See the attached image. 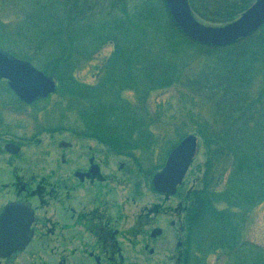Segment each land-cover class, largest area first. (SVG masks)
Listing matches in <instances>:
<instances>
[{
	"label": "trees",
	"instance_id": "16d2710c",
	"mask_svg": "<svg viewBox=\"0 0 264 264\" xmlns=\"http://www.w3.org/2000/svg\"><path fill=\"white\" fill-rule=\"evenodd\" d=\"M40 1L39 4H42ZM120 1L100 0L99 5L103 9L107 8V5L113 6L116 2L119 4ZM128 1L122 0L121 4L126 5ZM48 2L49 5H42L40 12L24 16L22 21L24 26L20 25L17 28L16 37L19 41L25 39L30 42L34 41V37L38 34L45 33V44L39 45V50L40 53H46L47 57L51 56V59L44 62L40 59L37 61L33 57L27 59L49 75L56 77L59 83L57 93L62 103L67 105V109L84 108L86 121L95 125L86 128L82 134L107 143L113 152L120 153L123 147L131 152L135 146L133 136L139 145H147L149 140L157 141L153 117L162 116L165 111L154 115L147 109L152 92L168 88L174 83L180 84V81L187 85L191 84L187 79L180 80L177 66L164 56L163 52L168 51L166 47L171 46L169 43L175 45L179 42H187L202 53H218V58L220 57L218 61L222 68L229 70L230 75L231 72L237 73L240 85L243 84L244 78L246 79L245 76L251 77L264 69V25L235 44L224 47L205 46L182 33L170 15L165 0H142L132 8L136 11V15L120 17L112 21L116 25L100 26L94 30H90L91 27L86 25L85 29L81 27L75 29V23L87 18V15L81 17L84 15L80 12L84 7L82 0H48ZM190 2L201 19L224 24L236 19L238 14L250 6L252 0H190ZM128 19L132 23L127 25L125 21ZM132 26L140 27V33L145 35L143 45L150 50L143 46L142 52L145 54H141V57L137 56L134 49L132 51L125 47L120 48L122 44L120 41H129L126 37L122 39L117 36L121 40L112 43L113 50L100 68L97 85L77 83L81 81L73 75L76 64L73 57L82 49L80 45L75 47L74 41L83 37L90 40V37H93L90 44L86 43L84 51H81L86 57L87 53L91 52L92 46L97 44L101 46L104 40L109 38V32L115 33V29L120 28L127 34L133 31L137 33ZM148 28L151 32H148ZM151 33H156L157 36L150 38ZM32 35L34 40L31 39ZM49 49L57 53L52 57ZM119 52H122L119 56L122 62L114 63ZM134 55L139 60H144V63L138 65ZM106 68L109 70L110 87L108 92L104 93L99 85ZM238 81L236 85L239 88ZM72 82L75 84L73 85ZM118 82L122 83L123 91L144 93H134L137 102L133 103L124 93L115 90ZM206 83L205 88H211L209 90H221L227 86L225 92H233V88H237L234 86L232 76L207 78ZM68 84L69 88L73 89L75 97L61 93L66 87L68 88ZM79 84L82 86L79 87ZM206 94L216 100L212 120L201 117L200 113L188 114L186 105L189 94L180 93L185 107L183 110H187L186 116L191 119L193 126L191 130L193 134L201 136L205 149V161L200 165L202 177L199 176L196 180L200 185L198 186L197 183L198 187L190 189L184 196V200L188 201L185 215V226L189 230L187 238L190 246L195 243L198 249L208 248V253L217 254L221 251L231 257L237 252L236 257L239 256L241 264H245L243 253L247 252L241 251L243 246L246 247L245 244H241L243 232L234 224L233 217L242 216L241 211L248 203L249 207L253 204L256 208L258 204L264 203V93H257L255 97H251L250 93ZM137 104L143 110L141 116L134 110ZM258 104L262 106L258 107ZM160 106H164V103ZM184 124L185 122L182 123ZM223 160H226V163L222 165ZM206 233L211 239L208 237L205 240ZM249 254H252L250 259L253 264L254 261L255 264H264V256L261 252H249ZM190 257L191 251L190 255L186 256V263Z\"/></svg>",
	"mask_w": 264,
	"mask_h": 264
},
{
	"label": "rangeland",
	"instance_id": "374dc122",
	"mask_svg": "<svg viewBox=\"0 0 264 264\" xmlns=\"http://www.w3.org/2000/svg\"><path fill=\"white\" fill-rule=\"evenodd\" d=\"M39 1L40 0H0V44L7 51L20 59L33 57L37 61H39L40 59L44 62L48 59H51V56L47 57L46 53H40L39 50V45L43 46V44H45V33H43L44 35L38 34V36L34 37L35 40L32 35L31 39H33L34 41L30 42L21 38V40L19 41L18 37H16V32L18 30L17 28L20 25L24 26V22L22 23L24 16H27L31 13L40 12L43 4L49 5L48 0H46V2H44L45 0L40 1L42 4H39ZM123 1L127 2V0ZM254 1L255 0H252V3ZM99 2L100 0H82V4L84 7L83 11L80 12H82V14L84 15L81 17L87 15V18L82 22L75 23V29L79 27L85 29V25L90 26V30H94L96 28H99L100 26L107 27L109 25H116L112 21H116L117 19H120V17L133 16L134 14L136 15V11H134L132 8L140 4L142 0H129L128 4L126 5L121 4V0L119 4L117 3V1L113 4V6L107 5V8L103 9L100 8ZM200 5L202 6L203 4ZM89 6L91 8H89ZM193 12L197 19L204 24H223L205 21L201 19V17L197 13H195L194 10ZM238 15L240 16V14ZM125 22H127V25L132 23V21L129 19ZM132 28H135V26H132ZM139 28H135V30H137V33L133 31L132 33L127 34L125 32H122V29L120 28L115 29V33L109 32V38L107 40H104L101 46L100 44H97L94 47L92 46L91 52H88V56L86 57L81 53V51L88 44H90L93 37L91 36L90 40L85 39L87 37H83L81 40H75L73 45L75 47L80 45L82 49L78 51L76 48L78 52H76L75 56L73 57V61L76 62V64L74 65L75 69L73 75L76 79L81 81L77 83L94 84L96 82V78L94 76L100 73L101 66L103 65L107 57L111 54L113 50L112 43L121 40L117 36H120L122 39L126 37V39L129 41H120V44L122 43L120 45V48L125 47L132 51L134 49L135 55H139L140 57L141 54H145L142 52V48L144 46L143 40L145 39V35L140 33ZM148 32H151L150 28H148ZM149 36L150 38H154L157 36V34L151 33L149 34ZM157 43L160 44L159 41H157ZM169 44L171 46L166 47L168 51L163 52L164 56L167 60L172 61L177 66L178 74L181 77L180 80L187 79L191 84L187 85L180 81V84L174 83L168 88L152 92L153 94L149 99L150 104L147 106V109H149V111H151L154 115L160 114L159 112L161 111H165L162 116L153 117V119L155 120L154 132L157 134V141L149 140L147 143H149L150 145H139L136 143V138L133 136V139H135L133 142L135 146L131 149V152H129L126 147H123L122 152H120V154H131L137 157L141 163L140 165L142 166V168H144V171L152 170V168H159L160 170V168L164 166L167 156L170 150L173 148L174 144L176 146L183 139L189 136H193L191 135L194 133L192 132L193 126L191 123V119L189 116H186L187 110L188 114L191 112L200 113L201 117L212 120L213 113L215 111L216 100L209 98V95L206 93H250L251 97H255L257 93H264V69L259 73H254V75L251 77L245 76L246 79L244 78L243 84L240 85V82L237 80V73L231 72L232 75H230L229 70H224L222 68L220 61H218L220 60V57L218 58V53H202L201 51L197 50V47L192 46L187 42H179L175 45H172L171 43ZM48 47L50 48V46ZM144 47L149 49L147 46ZM56 50H58V48ZM49 51L52 57L55 53H57V51H52L51 49H49ZM121 55L122 52H119L114 63L122 62L121 60H119V56ZM135 58V62L137 61L138 65L144 63V60H139L136 56ZM108 71L109 70L106 68L99 85V88L103 89L104 93H107L110 87V84L108 83ZM215 76H217V78L222 76H232V81H234L235 84L234 86H237L236 83L238 81L239 88L238 86L237 88H233V92H225L227 91L225 89L227 86L223 87V89L221 90H209L211 88L206 89V79L214 78ZM54 78L56 79V77ZM249 78H252V80H250ZM72 84L74 85L75 82H72ZM95 85H97V83H95ZM78 86L81 87L82 85L79 84ZM115 90H117L118 93H124L125 97L127 96L133 103L137 102V97L134 93H144L142 91L136 92L131 90H124V92L122 83L120 82H118ZM183 92L189 94L187 98L188 104L186 105V107L188 108L187 110H183V108H185L184 102H182V99L180 97V93ZM61 93H66V96L75 97L73 94V89L71 90L69 88V84L68 88L66 87V90L64 89ZM163 103L164 106L161 107L160 105H163ZM261 106V104H258V107ZM67 108V105L65 103H62L58 94L54 95L52 101L49 103L40 102L34 106L26 105L21 102L12 91H10L7 83L4 82V80H0V129L1 133L5 135L6 138L10 137L13 139L16 138L18 140L23 139L28 141L29 138L33 137L32 135L34 133L42 131L41 127H39V124L44 127L56 128L58 126H62L63 128V131L58 135L52 137L50 135L44 136L46 140L45 146H42V148L45 149H50L56 144L58 145V142L63 139L72 141L75 138H88L87 136L82 134V131H85L86 128L93 126V124L95 125V123L92 124L86 121V118L84 117V115L86 114H83L84 108ZM135 108L134 110L137 115L143 114V110L140 105L137 104ZM37 115L39 116L38 118ZM184 122L185 124L182 125V123ZM145 124L147 125V123ZM194 137H196L197 145V153L195 155L194 162L192 163L191 168L187 173L183 186L179 188L180 195L170 197L171 203L174 202L175 206L177 207L179 204H183V208L185 207V203L186 205H188V201L186 202V200H184V196L186 195V192L196 187L197 183L198 186L200 185V182H196V180L199 176L202 177L203 173L200 171V165H202L205 161L204 141L201 136L197 135ZM28 150L29 146L24 150V153L20 157H15V159L13 160L17 167H9L4 161H0V205L6 202L9 196H16L15 185L17 182L15 173H18L20 175L30 174V158L26 157V155H28ZM33 150H35L34 147ZM2 152L3 151L1 150L2 155H6ZM107 152L114 154L113 151ZM225 163L226 160H223L222 165ZM1 182H8V184H10L8 188H5L2 187ZM143 183V198L140 201H142L143 203L149 201L152 202V200L157 201V199L155 198L156 194L154 192L151 193L150 183L148 179H144ZM120 189L122 188L120 187ZM123 194H125V200L127 202L132 201L130 199L131 193L129 188L124 190ZM54 196L56 198V195ZM118 197L120 196L118 195ZM158 200L159 202L164 201L162 197H160V199ZM170 200L166 201L167 206ZM35 202L39 204L37 199H35ZM244 204L246 205L247 203ZM248 205L250 204L248 203L246 205L247 207H245V209L241 211L242 216L236 215L235 217H233V219L234 224L237 225L238 228L243 232L241 244H245L246 247L243 246L241 251L247 252L243 253V256H245V264H253L252 259H250L252 258V256H250L252 254H249V252L258 251L261 252L264 256V203L261 205L258 204L257 208L253 204L250 207ZM55 209L56 202L52 201L48 210L54 211ZM177 213L175 215L176 220L178 217ZM172 232L169 233L170 236L168 240L164 239L162 242L160 241L161 239L158 240L156 244L158 248L155 255L151 258L144 259V264H173L171 261L168 262L167 258H165V255L167 253H169V255L172 257V254L176 252L174 247L176 245L177 239L175 240L172 237ZM206 234L204 235L205 240H207L209 237V234H207L208 236ZM209 238L211 239V237ZM55 243L56 242L54 240L50 241L49 243L35 241L19 255L17 261L10 264H41L43 259H45L44 254L48 256L46 257V259L50 262H53L54 264L55 251H52V249L55 246ZM166 245L171 246V250H173L170 252L164 251L163 248ZM190 251L191 257L189 258L187 264H241L240 260L238 259L239 256L236 257V255H238L237 252L234 253L231 257H228V253H222L221 251H219L217 254H212L208 253V248L198 249V245H196L195 243H192V245L190 246ZM177 255L178 253L176 254V256ZM51 256L52 260L54 261L50 260ZM247 256H249L248 259ZM255 263L256 262L254 261V264ZM1 264H4V262H2Z\"/></svg>",
	"mask_w": 264,
	"mask_h": 264
},
{
	"label": "flooded vegetation",
	"instance_id": "af4514ba",
	"mask_svg": "<svg viewBox=\"0 0 264 264\" xmlns=\"http://www.w3.org/2000/svg\"><path fill=\"white\" fill-rule=\"evenodd\" d=\"M39 127L42 131L34 133L28 141L6 138L0 129V161L7 166L17 167L13 160L29 146L26 157L30 158V174L15 173L16 196H9L0 205V212L10 202L28 204L33 210V235L28 246L35 241L54 240L55 261L50 257L54 264H144V259L155 255L158 240H168L173 230L176 252L172 257L167 253L165 258L173 264H187L190 244L185 215L188 207L175 206L170 200L175 195L160 193L155 188L153 179L159 168L144 171L134 155L108 153L111 149L107 143L89 136L72 141L63 139L50 149L42 148L45 135H58L63 128L41 124ZM7 144L15 147L9 150ZM144 179H148L157 201H140ZM1 184L8 188L10 183ZM127 188L131 193L130 202L123 194ZM160 197L163 202H159ZM52 201L56 202V209L49 211ZM25 250L9 259H0V264L17 261ZM163 250L173 249L166 245ZM44 255L41 264H53Z\"/></svg>",
	"mask_w": 264,
	"mask_h": 264
},
{
	"label": "water",
	"instance_id": "95a60500",
	"mask_svg": "<svg viewBox=\"0 0 264 264\" xmlns=\"http://www.w3.org/2000/svg\"><path fill=\"white\" fill-rule=\"evenodd\" d=\"M181 31L193 41L222 47L245 39L264 24V0L255 2L237 19L225 25H206L194 15L188 0H165ZM7 79L11 89L25 102L49 96L56 91V81L38 70L30 61L19 59L0 45V79ZM15 147L7 144L6 148ZM197 152L196 137L183 139L169 153L164 168L155 175L154 186L160 192L174 194L182 184ZM34 220L28 204L10 202L0 212V258H10L23 251L31 241Z\"/></svg>",
	"mask_w": 264,
	"mask_h": 264
}]
</instances>
